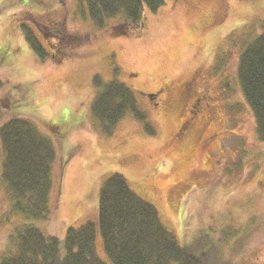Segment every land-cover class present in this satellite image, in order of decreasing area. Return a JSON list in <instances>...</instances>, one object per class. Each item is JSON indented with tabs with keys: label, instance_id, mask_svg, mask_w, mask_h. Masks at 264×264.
<instances>
[{
	"label": "rangeland",
	"instance_id": "374dc122",
	"mask_svg": "<svg viewBox=\"0 0 264 264\" xmlns=\"http://www.w3.org/2000/svg\"><path fill=\"white\" fill-rule=\"evenodd\" d=\"M162 3L144 13L141 36L110 38L75 0H0V125L27 119L53 142L47 124L76 128L54 143L71 157L62 174L59 160L53 167L57 213L44 231L61 242L70 224L95 219L101 179L118 174L201 264H264V144L237 62L263 29L264 0H201L183 10L175 0ZM22 24L43 60L24 41ZM198 66L194 77L209 87L210 110L181 135L182 119L157 112L144 92L168 84L175 100ZM95 77L130 88L145 118L127 114L111 136L100 135L90 113ZM6 192L0 174V254L17 222L5 218Z\"/></svg>",
	"mask_w": 264,
	"mask_h": 264
},
{
	"label": "trees",
	"instance_id": "16d2710c",
	"mask_svg": "<svg viewBox=\"0 0 264 264\" xmlns=\"http://www.w3.org/2000/svg\"><path fill=\"white\" fill-rule=\"evenodd\" d=\"M75 1L87 12L96 31L109 33L110 38L141 36L145 30L144 13L154 15L164 5L163 0ZM20 31L31 50L43 60L29 28L22 24ZM237 62L241 93L264 144V26ZM212 69L208 71L210 75ZM93 86L96 95L90 113L100 135L111 136L112 129L127 114L145 118L133 91L123 84L105 83L95 77ZM47 126L52 128L57 143L76 129L60 131L55 125ZM147 134L153 132L149 130ZM55 142L40 134L27 119L10 118L0 125V174L10 211L5 218L17 219L6 239L7 249L0 254V264H201L178 245L160 222L156 209L135 195L118 174L101 179L92 222L70 224L62 242L57 235L46 234L44 230L57 213L51 202L52 170L59 160L62 174L71 157L56 151ZM98 236L101 253L96 245Z\"/></svg>",
	"mask_w": 264,
	"mask_h": 264
},
{
	"label": "flooded vegetation",
	"instance_id": "af4514ba",
	"mask_svg": "<svg viewBox=\"0 0 264 264\" xmlns=\"http://www.w3.org/2000/svg\"><path fill=\"white\" fill-rule=\"evenodd\" d=\"M177 1V6L182 9L180 6L197 8L201 4V0H175ZM183 10V9H182ZM52 48V47H51ZM198 71V68L193 70V73L190 74L191 77L187 79L186 82L179 85L177 91V98L174 100L171 97L172 88L168 84L162 85L159 89L154 92H146V95L149 101L153 102V107L157 112L167 111L170 113V110L173 111V116L179 117L182 119L180 133L181 135L185 134L187 129H191L198 123L199 115L203 111L210 110V102L208 89L209 87H199L197 85V80H195L194 75ZM208 88V89H207ZM209 109V110H208ZM196 121V122H195ZM206 125H203V130L206 129ZM184 132V133H183ZM212 138V137H211ZM211 138H208L207 141Z\"/></svg>",
	"mask_w": 264,
	"mask_h": 264
}]
</instances>
